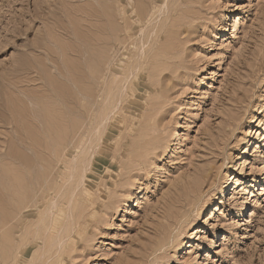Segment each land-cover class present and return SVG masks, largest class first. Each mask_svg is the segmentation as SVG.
Segmentation results:
<instances>
[{"label": "rangeland", "instance_id": "1", "mask_svg": "<svg viewBox=\"0 0 264 264\" xmlns=\"http://www.w3.org/2000/svg\"><path fill=\"white\" fill-rule=\"evenodd\" d=\"M0 264H264V0H0Z\"/></svg>", "mask_w": 264, "mask_h": 264}, {"label": "bare ground", "instance_id": "2", "mask_svg": "<svg viewBox=\"0 0 264 264\" xmlns=\"http://www.w3.org/2000/svg\"><path fill=\"white\" fill-rule=\"evenodd\" d=\"M87 93V92H86ZM62 127H63V125H62ZM64 128V127H63ZM64 130V129H63ZM58 132H60V131H58ZM63 133H64V131H63ZM60 134V133H59ZM36 138V137H35ZM34 206V205H33ZM27 209V208H26ZM46 214V213H45ZM42 216V215H41ZM41 227V226H40ZM43 227V226H42ZM41 229H43V228H41ZM39 232V231H38ZM37 232V233H38ZM66 233V232H65ZM36 234V233H35ZM43 236V235H42Z\"/></svg>", "mask_w": 264, "mask_h": 264}]
</instances>
